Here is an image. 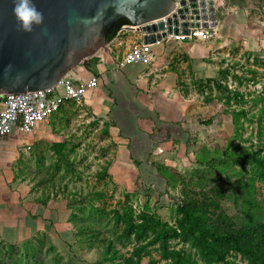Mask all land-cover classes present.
Here are the masks:
<instances>
[{"label": "rangeland", "instance_id": "obj_1", "mask_svg": "<svg viewBox=\"0 0 264 264\" xmlns=\"http://www.w3.org/2000/svg\"><path fill=\"white\" fill-rule=\"evenodd\" d=\"M246 2L249 22H264V0ZM259 28L253 34L260 51L220 65L215 78L195 84L204 105L191 121L192 134L186 132L191 142L184 138L183 145L162 146L163 155L157 151L160 135L149 144V156L141 142L135 145L138 157L112 158L108 151L113 143L105 129L65 108L55 118L53 138L36 143L20 156L16 169L0 174V264H124L137 258L139 264H166L172 258L165 252L172 251L204 264L177 237L163 239L160 231L149 232L137 242L134 235H123L122 218L130 212L134 223H141L139 216L145 214L178 229L184 191L209 195L237 224L245 200L254 202L259 222L264 181L254 159L264 160V27ZM237 155L242 156L239 162L233 160ZM121 164L131 166L126 179L117 168ZM252 180L253 191L247 195ZM105 241L118 250V258L99 247ZM235 259L245 264L242 257Z\"/></svg>", "mask_w": 264, "mask_h": 264}, {"label": "crops", "instance_id": "obj_2", "mask_svg": "<svg viewBox=\"0 0 264 264\" xmlns=\"http://www.w3.org/2000/svg\"><path fill=\"white\" fill-rule=\"evenodd\" d=\"M244 1L242 4L241 0H216L217 25L208 42H176L166 38L154 46L155 59L145 66H119L131 45L142 42L136 29L121 27L104 48L70 72L69 77L74 80L98 78V86L86 91L81 107L68 104L37 125L31 134L14 133L0 140V174L16 169L20 156L29 154L36 143L53 138L57 129L55 118L61 117L65 108L77 110L80 117L86 116L88 124L97 123L98 129H105L113 143L108 151L112 158L138 157L139 154L134 155L135 145L141 146V142L142 146L145 143L142 151H148L149 156L152 140L160 135L163 141L157 151L161 155L162 146L169 149L176 141L182 144L184 138L191 142L186 132L192 134L191 121L196 110L204 105L195 84L215 78L222 69L220 65L236 63L245 53L248 56L261 50L253 33L258 35L256 28L264 27V22H249V5ZM117 168L126 179L131 166L121 164Z\"/></svg>", "mask_w": 264, "mask_h": 264}, {"label": "water", "instance_id": "obj_3", "mask_svg": "<svg viewBox=\"0 0 264 264\" xmlns=\"http://www.w3.org/2000/svg\"><path fill=\"white\" fill-rule=\"evenodd\" d=\"M44 22L31 33L17 31L12 0H0V97L51 89L96 55L120 20L144 44L189 27L216 26V0H33ZM178 4V6L176 5ZM179 7V8H178ZM165 19V22H163Z\"/></svg>", "mask_w": 264, "mask_h": 264}, {"label": "trees", "instance_id": "obj_4", "mask_svg": "<svg viewBox=\"0 0 264 264\" xmlns=\"http://www.w3.org/2000/svg\"><path fill=\"white\" fill-rule=\"evenodd\" d=\"M126 25H129L128 21L120 20L117 28L108 35L107 41L113 39L118 30ZM223 153L224 157L229 158V153ZM240 159H242L241 155L233 157L235 162H239ZM254 160L261 168L260 178L264 181V160L261 158ZM253 183L254 180L246 185L247 195L252 193ZM184 197L186 202L178 208V213L181 215L178 229L153 220L145 214L139 216L141 223H134L130 212L122 218V222L126 224L124 237L128 239L134 235V239L139 242L144 240L149 232L159 233L160 231L163 239L177 237L183 243L189 244L204 264H243L236 261L237 256L242 257L245 264H264V209L263 216L258 222L253 213L256 205H252L254 202L245 200L247 207H243L242 220L238 222V225L220 211L217 201L211 199L209 195L184 191ZM81 229L83 227L79 228ZM99 247L104 248L108 254L111 253V257H119L118 250H115L110 243L105 241ZM140 249L142 248L135 251L136 256ZM165 255L172 258V261L166 264H198L190 254L172 251L165 252ZM124 264H139V258L136 262L127 259Z\"/></svg>", "mask_w": 264, "mask_h": 264}, {"label": "built area", "instance_id": "obj_5", "mask_svg": "<svg viewBox=\"0 0 264 264\" xmlns=\"http://www.w3.org/2000/svg\"><path fill=\"white\" fill-rule=\"evenodd\" d=\"M176 5L178 6V4ZM189 16L190 15L188 14L184 20H178L177 27L179 28V33L177 35L170 33L167 34L164 39L169 38L176 42L189 40L206 43L214 36L216 26L213 28L201 27L202 21L200 20L195 21L198 22L199 27H189V33L187 35L181 33V22L193 23V21L189 20ZM163 22H165V19H163ZM122 28L135 29L130 26H123ZM164 39H161L160 41L156 40L153 43L147 44H144L143 42L133 43L129 50L124 54L119 66L124 68L136 65L145 66L152 63L155 59L153 52L154 46L161 44ZM97 86L98 78L95 76H90L88 80L84 81L74 80L68 75L67 77L60 79L57 85L51 89L39 92L1 96L0 140L13 135L14 133L21 135L31 134L37 125L58 114L68 104L81 107L86 91L94 89Z\"/></svg>", "mask_w": 264, "mask_h": 264}, {"label": "clouds", "instance_id": "obj_6", "mask_svg": "<svg viewBox=\"0 0 264 264\" xmlns=\"http://www.w3.org/2000/svg\"><path fill=\"white\" fill-rule=\"evenodd\" d=\"M12 15L17 24V31L31 33L34 27L44 22V14L33 0H12Z\"/></svg>", "mask_w": 264, "mask_h": 264}]
</instances>
